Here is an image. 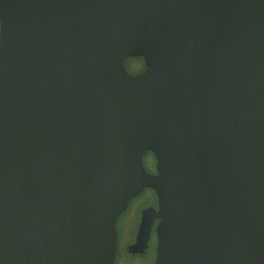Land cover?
<instances>
[{"label": "water", "instance_id": "water-1", "mask_svg": "<svg viewBox=\"0 0 264 264\" xmlns=\"http://www.w3.org/2000/svg\"><path fill=\"white\" fill-rule=\"evenodd\" d=\"M145 189L128 254L264 264V0H0V264H115Z\"/></svg>", "mask_w": 264, "mask_h": 264}, {"label": "flooded vegetation", "instance_id": "flooded-vegetation-1", "mask_svg": "<svg viewBox=\"0 0 264 264\" xmlns=\"http://www.w3.org/2000/svg\"><path fill=\"white\" fill-rule=\"evenodd\" d=\"M130 60H138L140 62L139 65H135V67L130 71L129 74L131 75H136L138 73H141L142 71H144L145 67H144V63L142 61V59L140 58H136V59H127L125 62L127 63V61H130ZM155 160L152 156L151 153H146L144 156H143V165L146 169V171L150 174H155ZM147 200L148 204L145 205L140 211H139V220H138V226H139V223H140V218H141V212L146 209V208H153V209H156L157 208V199L155 197V194L152 190H149V189H145L140 195H138L135 199H133L132 201H130L129 205H128V209L121 215H126L127 213H129V211L131 210V204L134 205V207L138 204H140L142 202V200ZM121 216L119 218H121ZM119 220V219H118ZM118 222V221H117ZM158 220H156L154 222V225L151 229V232H150V237H149V241H148V247L146 249V251L143 253V254H136V255H130V256H134V257H140V258H143L145 259L146 262L150 263V264H153L154 260H155V257H156V245H157V238L155 236V228H156V225L158 224ZM117 225L118 223H116V229H117ZM137 230H138V227L135 231V235H134V241L133 243L135 242V238H136V235H137ZM117 234H118V240H119V233L117 231ZM132 243V244H133ZM130 244V245H132ZM129 245V246H130ZM128 246V247H129ZM127 247V248H128ZM127 248H126V251H127Z\"/></svg>", "mask_w": 264, "mask_h": 264}, {"label": "rangeland", "instance_id": "rangeland-1", "mask_svg": "<svg viewBox=\"0 0 264 264\" xmlns=\"http://www.w3.org/2000/svg\"><path fill=\"white\" fill-rule=\"evenodd\" d=\"M139 65L138 60H130L125 62V68L127 72ZM144 199V198H143ZM147 200H142V202L134 207L131 204V210L126 215L121 216L118 220L117 231L119 233V240H117V257L115 264H150L145 261V259L140 257L130 256L126 248L133 243L135 231L138 227L139 211L147 205Z\"/></svg>", "mask_w": 264, "mask_h": 264}]
</instances>
